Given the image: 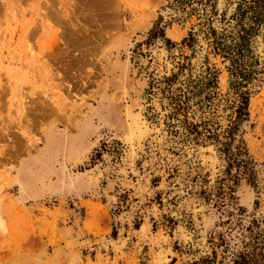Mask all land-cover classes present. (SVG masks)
Listing matches in <instances>:
<instances>
[{
  "label": "rangeland",
  "instance_id": "rangeland-1",
  "mask_svg": "<svg viewBox=\"0 0 264 264\" xmlns=\"http://www.w3.org/2000/svg\"><path fill=\"white\" fill-rule=\"evenodd\" d=\"M171 1L0 0V264H189L228 210L264 212V79L229 150L190 132L224 139L233 96ZM207 66L216 85L197 93ZM219 186L233 196L203 198Z\"/></svg>",
  "mask_w": 264,
  "mask_h": 264
},
{
  "label": "trees",
  "instance_id": "trees-1",
  "mask_svg": "<svg viewBox=\"0 0 264 264\" xmlns=\"http://www.w3.org/2000/svg\"><path fill=\"white\" fill-rule=\"evenodd\" d=\"M212 1L172 0L171 4L173 8L181 7V9L188 6L190 7L189 14L193 12L197 14L196 24L199 27L197 30H189L187 36L181 39V43L192 46L196 39L195 35L200 31L202 38L206 41V52L220 54L222 60L226 62L228 86L225 93L231 92L233 97L229 103L232 108L230 119L222 130L224 139H219L216 128L212 129L208 125H203L202 129H198L197 123H191L189 131L195 132L196 135L205 132V137L219 141V150L227 151L229 144L235 139L239 123L249 114L251 87L256 83L255 81L264 79V54L261 56L255 51L258 42L264 45V0H225L226 4L235 2L228 13L227 5L219 9L217 1ZM194 3H197V6H194ZM161 21L162 16L158 15L149 30L150 37H155L158 33L164 35L163 26L170 22L167 21L160 25ZM258 36H260L259 39ZM166 40L170 41L169 38ZM216 72V68L211 69L207 66L204 77L199 78L192 85L193 89L196 87L195 90L199 93L203 88L208 89L212 84L215 86ZM204 98L207 100L209 95L206 94ZM237 152L239 153L240 149L237 148L234 153L237 154ZM234 158L238 159L237 163H244L246 166L252 161L244 157L235 156ZM248 180L253 184V178H248ZM228 188L226 192L222 186L215 189L213 193L210 190L200 192L203 198L209 201L212 195L222 196L226 193L228 197H232L234 189L231 186ZM213 205L217 211L222 206L216 203ZM253 207L254 209L259 208L257 197L253 201ZM244 212H246L244 206L236 205L232 210H228V215L235 214L234 219L227 217L215 222V227L208 231L206 237L208 249L189 264H264V212L260 214V217L252 215L247 222H243L241 215ZM217 226L220 228H216Z\"/></svg>",
  "mask_w": 264,
  "mask_h": 264
},
{
  "label": "water",
  "instance_id": "water-1",
  "mask_svg": "<svg viewBox=\"0 0 264 264\" xmlns=\"http://www.w3.org/2000/svg\"><path fill=\"white\" fill-rule=\"evenodd\" d=\"M221 1V2H220ZM224 0H217V6L218 8H222L224 6ZM230 11V4H227V13ZM206 48V41L204 40V38L201 37L200 43L198 45V49L195 53V60L199 59V57L201 56L202 52L205 51Z\"/></svg>",
  "mask_w": 264,
  "mask_h": 264
},
{
  "label": "bare ground",
  "instance_id": "bare-ground-1",
  "mask_svg": "<svg viewBox=\"0 0 264 264\" xmlns=\"http://www.w3.org/2000/svg\"><path fill=\"white\" fill-rule=\"evenodd\" d=\"M174 32V31H173ZM30 52V51H29ZM44 103V102H43ZM49 104V103H48ZM40 106V105H39ZM49 106V105H48ZM63 114V113H62ZM59 118V117H58ZM62 118V117H61ZM73 263V262H72ZM75 264V263H74Z\"/></svg>",
  "mask_w": 264,
  "mask_h": 264
}]
</instances>
